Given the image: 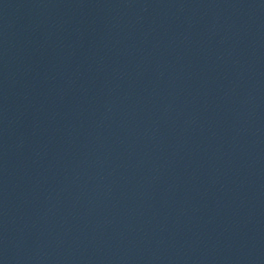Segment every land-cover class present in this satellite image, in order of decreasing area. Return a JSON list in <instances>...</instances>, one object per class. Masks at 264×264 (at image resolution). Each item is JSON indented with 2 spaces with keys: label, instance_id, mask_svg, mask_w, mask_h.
I'll list each match as a JSON object with an SVG mask.
<instances>
[{
  "label": "water",
  "instance_id": "95a60500",
  "mask_svg": "<svg viewBox=\"0 0 264 264\" xmlns=\"http://www.w3.org/2000/svg\"><path fill=\"white\" fill-rule=\"evenodd\" d=\"M0 264H264V0H0Z\"/></svg>",
  "mask_w": 264,
  "mask_h": 264
}]
</instances>
